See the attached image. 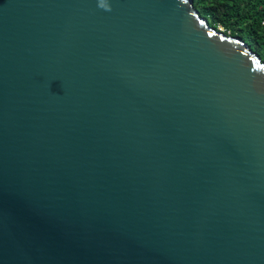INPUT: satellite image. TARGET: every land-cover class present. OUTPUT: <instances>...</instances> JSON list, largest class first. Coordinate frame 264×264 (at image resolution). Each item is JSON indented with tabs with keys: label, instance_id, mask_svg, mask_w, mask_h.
Returning <instances> with one entry per match:
<instances>
[{
	"label": "water",
	"instance_id": "water-1",
	"mask_svg": "<svg viewBox=\"0 0 264 264\" xmlns=\"http://www.w3.org/2000/svg\"><path fill=\"white\" fill-rule=\"evenodd\" d=\"M100 2L0 0V264H264V61Z\"/></svg>",
	"mask_w": 264,
	"mask_h": 264
},
{
	"label": "trees",
	"instance_id": "trees-1",
	"mask_svg": "<svg viewBox=\"0 0 264 264\" xmlns=\"http://www.w3.org/2000/svg\"><path fill=\"white\" fill-rule=\"evenodd\" d=\"M214 28L241 37L264 61V0H193Z\"/></svg>",
	"mask_w": 264,
	"mask_h": 264
},
{
	"label": "clouds",
	"instance_id": "clouds-1",
	"mask_svg": "<svg viewBox=\"0 0 264 264\" xmlns=\"http://www.w3.org/2000/svg\"><path fill=\"white\" fill-rule=\"evenodd\" d=\"M99 6L107 11L111 10L110 5L108 3H105L104 0H101Z\"/></svg>",
	"mask_w": 264,
	"mask_h": 264
},
{
	"label": "rangeland",
	"instance_id": "rangeland-1",
	"mask_svg": "<svg viewBox=\"0 0 264 264\" xmlns=\"http://www.w3.org/2000/svg\"><path fill=\"white\" fill-rule=\"evenodd\" d=\"M220 29H223L222 27Z\"/></svg>",
	"mask_w": 264,
	"mask_h": 264
}]
</instances>
